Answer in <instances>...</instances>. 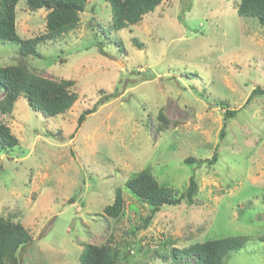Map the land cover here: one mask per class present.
<instances>
[{
  "label": "rangeland",
  "instance_id": "1",
  "mask_svg": "<svg viewBox=\"0 0 264 264\" xmlns=\"http://www.w3.org/2000/svg\"><path fill=\"white\" fill-rule=\"evenodd\" d=\"M236 1L164 0L135 26L113 33L110 43L109 5L88 0L74 31L39 45L40 58H26L38 76L73 80L77 100L44 119L20 96L9 115L0 114L19 141L0 154V215L12 214L33 239L20 264H79L84 244L108 239L126 254L120 264H174L167 255L172 246L228 236L251 237L228 264H264V242L253 240L264 238V96L245 105L251 89L264 86V28L239 16ZM44 16L18 5V35L42 34ZM94 23L104 29L97 38ZM16 52V44L0 42V67L15 65ZM106 95L110 100L77 126L79 115ZM218 99L238 110L222 139ZM215 151L211 166L184 163ZM149 167L177 192L195 175L197 195L191 206L161 207L130 234L149 213L124 182ZM117 188L124 212L110 219L102 209ZM168 238L175 245L163 247ZM154 251L165 258L152 257Z\"/></svg>",
  "mask_w": 264,
  "mask_h": 264
},
{
  "label": "trees",
  "instance_id": "2",
  "mask_svg": "<svg viewBox=\"0 0 264 264\" xmlns=\"http://www.w3.org/2000/svg\"><path fill=\"white\" fill-rule=\"evenodd\" d=\"M110 7V22L107 25L108 39L110 43L114 40L113 33L119 30L129 29L138 24L145 15L153 12L164 0H104ZM236 11L241 17L254 18L264 28V0H237ZM88 0H0V42L14 43L17 45V63L15 65L0 67V91L3 96L0 99V114L9 115L17 99L22 96L29 109L44 119L55 118L70 110L77 94L73 87L75 82L69 79L52 80L34 74L30 71L26 58H40L38 46L47 42H54L60 37L74 31L80 22V15L85 11ZM20 4H24L30 12L44 10L45 31L33 38L23 39L16 31V11ZM90 25V24H89ZM90 25L94 38L100 26ZM103 29V28H102ZM104 30V29H103ZM136 48L142 44L131 40ZM112 95L101 97L91 109L81 113L77 119V126L81 124L86 115L93 113L97 106L108 102ZM264 96V86L255 87L250 91L245 105L250 103L254 97ZM215 106L224 111L223 124L219 137L222 139L226 123L234 118L238 110L230 109L227 101L216 100ZM161 124H167V120L161 112L157 114ZM19 145L18 139L12 134L10 128L0 123V154L7 156L10 150ZM218 160L215 151L210 158L201 160L187 157L185 164H195L197 168L201 165H213ZM124 188L130 193L133 200L147 207L148 215L141 218L138 225L130 228L129 233L139 228H145L159 212L161 207H175L183 201L187 205L193 204L197 195V182L192 175L184 190L175 191L165 183H160L151 172L150 167L133 174L124 182ZM262 199L264 202V187ZM125 200L121 188L115 190V196L111 204L105 206L102 212L105 217L117 219L123 215ZM12 214L6 217L0 215V264H20V252L33 242L29 232L17 221L12 220ZM106 232L100 235L104 237ZM100 236L98 240H100ZM249 236H228L218 239H206L203 242L190 244L186 247L177 248L170 238L165 239L163 247L172 246L167 255L174 264H228L230 254L240 251ZM263 237L253 239L264 242ZM97 240V239H96ZM122 247V246H121ZM120 246L108 239L104 243H87L82 247L79 255V264H120L122 256ZM165 250L163 251L164 255ZM152 257H161L159 251H154ZM191 259L192 262H180V260Z\"/></svg>",
  "mask_w": 264,
  "mask_h": 264
}]
</instances>
